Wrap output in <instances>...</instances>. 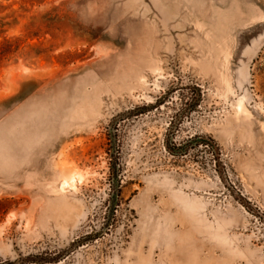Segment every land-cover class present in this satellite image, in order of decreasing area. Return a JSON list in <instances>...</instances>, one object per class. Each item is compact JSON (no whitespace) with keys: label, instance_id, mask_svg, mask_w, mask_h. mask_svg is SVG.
Masks as SVG:
<instances>
[{"label":"rangeland","instance_id":"1","mask_svg":"<svg viewBox=\"0 0 264 264\" xmlns=\"http://www.w3.org/2000/svg\"><path fill=\"white\" fill-rule=\"evenodd\" d=\"M0 264H264V0H0Z\"/></svg>","mask_w":264,"mask_h":264},{"label":"bare ground","instance_id":"2","mask_svg":"<svg viewBox=\"0 0 264 264\" xmlns=\"http://www.w3.org/2000/svg\"><path fill=\"white\" fill-rule=\"evenodd\" d=\"M237 107H238L237 109H238L239 111H242V110H243L241 103H239ZM69 180H71V176H70V174H68V175L64 178V180H63L61 186H65V185H67Z\"/></svg>","mask_w":264,"mask_h":264},{"label":"trees","instance_id":"3","mask_svg":"<svg viewBox=\"0 0 264 264\" xmlns=\"http://www.w3.org/2000/svg\"><path fill=\"white\" fill-rule=\"evenodd\" d=\"M12 42V40H6V43H11ZM4 52H5V50H4ZM129 116V115H128ZM111 166H112V170H115V167H116V163H112L111 164ZM35 260L37 261V262H39V261H41V260H43V259H41V257H35ZM46 260H49V259H46ZM51 260V259H50ZM54 259H52V261H53Z\"/></svg>","mask_w":264,"mask_h":264},{"label":"water","instance_id":"4","mask_svg":"<svg viewBox=\"0 0 264 264\" xmlns=\"http://www.w3.org/2000/svg\"><path fill=\"white\" fill-rule=\"evenodd\" d=\"M117 187V184H115V188Z\"/></svg>","mask_w":264,"mask_h":264}]
</instances>
